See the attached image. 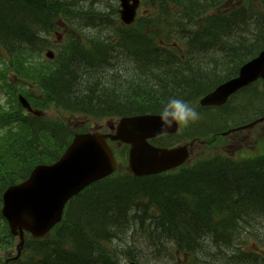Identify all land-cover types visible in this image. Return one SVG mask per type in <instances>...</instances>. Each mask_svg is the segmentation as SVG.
Here are the masks:
<instances>
[{"label": "trees", "instance_id": "16d2710c", "mask_svg": "<svg viewBox=\"0 0 264 264\" xmlns=\"http://www.w3.org/2000/svg\"><path fill=\"white\" fill-rule=\"evenodd\" d=\"M2 1L4 2V0ZM228 1L230 0H187L185 3L184 0H148L156 8L151 15L148 14L139 18L141 21V24H139L141 35L155 49L166 52L185 50L197 53L198 56L194 57L196 61L188 66L199 63L207 67L201 70L193 68L192 71L196 74L195 78L199 80L201 77H207L212 79L217 85L224 79L234 76L244 62L255 56L264 47V0H236L235 2L231 0L233 3L229 4L227 3ZM79 2L80 0H69L68 4L71 5L69 7L71 9L65 10L62 14L71 20L74 16L80 18L82 16L72 9L80 10L85 14L97 15L101 13L95 12L96 10L91 5L87 8L83 6L82 10ZM196 5H202V8L195 7ZM162 14L164 15L163 18L157 17ZM199 15H206L211 22L216 20L220 23H229L235 26L230 35L236 41L233 53H237L238 56L231 63L217 54L213 58L205 59V56H209L215 51L210 54L195 51L197 45L190 36H197L206 31L204 27H199L197 24L195 17ZM133 26L139 27L137 23ZM130 27H123L121 25L120 33H126ZM40 28L43 29L44 27L35 24V29ZM45 29H48V27ZM191 29L193 30V34L189 33ZM156 30H160L161 32H156ZM0 38L6 43L9 41L10 47H14L13 45L15 47L18 46L17 43L14 44L12 42L11 37L5 38L2 36V33H0ZM16 38H24L21 41L25 42L28 37L27 35H22ZM174 39H177V45L174 43ZM73 40L76 41V45L64 48L58 55L57 60L47 65L37 64L34 58L33 49L38 47L42 42H45L44 39L40 38L39 33L30 34L26 42L27 47L21 48L20 51L14 53V59L9 69H14L20 77L26 78L28 76L36 84L37 88L43 91V96L37 97L35 89H23V92L36 107L46 108L49 104L53 103L71 112L82 113L94 118L128 113L160 112L161 108H141L144 102H141L139 105L138 103L140 102L128 103L124 108H117L111 112L101 110V103L97 102L96 98L93 97L99 92H80L78 86L81 82L70 73L71 69L68 67V62H72L73 58L77 54H80L81 51L91 54V50L94 48L99 49L101 43L96 38L91 37H88L87 41H82L77 36H74ZM175 65L174 67H176ZM170 73H166V76ZM172 74L170 77L175 75L174 73ZM108 75V72L102 74L104 77ZM59 80L65 83L64 85L68 89L67 92L60 94ZM116 80L126 87L129 85L125 83L131 80L137 81L136 76L131 71L116 68L114 79L107 83L108 86L106 87H112L116 83ZM54 85L56 86L54 87ZM82 86H84L83 83ZM128 88L136 90V88ZM161 88L162 86L160 85L156 89L158 94L164 91V87L163 89ZM257 92L264 97V90L262 88L258 87ZM124 96L129 100L132 94L126 93ZM199 113L201 114L202 110ZM204 123V121H201L202 125ZM5 124L12 125V128L0 138V207L3 190L9 184L26 177L36 163L54 160L72 135L69 127L62 123L24 115L21 108L15 103L10 109L0 107V126ZM223 125L219 124V126ZM210 132L212 130L207 129L203 133L207 135ZM194 134L197 135L199 132ZM168 138L169 142L172 143V137ZM224 158H227L229 161L226 163L220 162ZM258 165H263L262 167L264 168V154L244 160L217 155L197 161L193 166L180 168L170 174H160L139 179L136 181L137 183H134L132 192H137V195L133 199L130 198V200L123 201L114 198L106 204L112 207L105 205L102 208L105 209L104 213H100L101 209H98L96 210L98 213H87L84 218L82 216L83 213H76L74 211L68 213L67 219L57 227L51 236L44 240L28 239L26 242V252L23 257L9 264H59L63 259L57 251L69 253L66 252L69 249L76 250V248H81L82 241H89L90 237H95L98 229L111 228L114 233L122 232L123 228L127 227V223L132 219L134 220L133 216L142 217L138 213L131 215V211L128 208L131 207L132 201L145 208L147 212L145 213L146 220L151 223L152 221L157 222L163 228L161 232H156L153 228L148 230L154 239L153 245H150L153 250L157 244L162 243L163 238L173 237L181 226L187 223L174 224L176 220L182 217L180 211L176 212L171 210V208L164 210L159 205L161 199H180L189 205L199 203L201 205L203 201H206L204 199L199 200V198L204 191L202 183L206 182L205 179L207 177L199 173L198 170L207 171L209 174L218 173L225 175L223 181H210L208 190H214V192L226 195L231 194L232 199L241 197L245 193H253L255 191L253 188L250 190L245 188L240 193L236 190L235 183H229L235 179V175H243V172L247 169L253 170ZM261 169L258 173H261ZM180 184L187 187V191H197L200 193V197L195 200L191 198L186 199L182 194L179 195L178 188ZM260 203L261 198L258 195L255 196V204L259 205ZM150 211L156 212L149 213ZM216 213H220V211ZM216 221L218 223L217 219ZM215 226H213V230ZM229 234L233 237V233ZM250 234L237 239L233 237L238 242V250L234 252L240 251V254L241 252L254 254V257H258L259 264H261V261L264 264V241L262 238ZM254 241L262 244L260 253H257L254 247L247 246L250 242ZM15 243L16 239L10 234L6 221L0 215V264H6L3 253L8 254L14 248ZM160 246L167 250L168 259L174 264H179L182 260L193 259V250L182 247V244H165ZM246 247H250V249L245 250Z\"/></svg>", "mask_w": 264, "mask_h": 264}, {"label": "bare ground", "instance_id": "6f19581e", "mask_svg": "<svg viewBox=\"0 0 264 264\" xmlns=\"http://www.w3.org/2000/svg\"><path fill=\"white\" fill-rule=\"evenodd\" d=\"M185 3L187 0H184ZM235 2L236 0H232ZM231 0L227 3H233ZM69 0H0V33L7 38L11 37L12 42L17 43L19 48L27 47V39L30 34L45 32L52 26L53 20L71 5ZM222 4V3H221ZM201 7L202 5H196ZM81 14V20L71 19L66 30L70 33L64 35L62 45L64 48L76 45L73 35L85 34L91 38L99 40V49L94 48L91 54L81 51L72 62H68L71 74L81 83L78 86L80 92L98 91L93 97L101 103V110L111 112L117 108H124L128 103L144 102L141 108H161L169 98H179L190 103L199 112L202 106L197 105L198 99L206 95H214L219 89L212 79L201 77L197 80L193 68L201 70L207 67L204 64H193L197 53L190 51H170L155 49L141 35L139 24L140 19H136L139 27L131 26L125 33H120L121 23L113 14L99 13L97 15L85 14L80 10L72 9ZM95 14V13H94ZM163 14L157 17H162ZM156 17V16H155ZM168 17V16H167ZM199 27H204L205 32L197 36H190L197 45V52L213 54L205 56V59L213 58L217 55L223 57L229 63L238 56L233 53L236 41L230 34L235 26L229 23H220L216 20L212 22L206 15L195 17ZM25 22V23H23ZM35 24L43 29H35ZM48 27V29H45ZM156 32H161L156 30ZM193 34V30L189 31ZM27 35L24 38H16ZM177 39L174 43L178 44ZM20 41V42H19ZM223 51V52H222ZM217 54V55H216ZM174 64H176L174 67ZM127 69L131 71L137 81L125 83L131 90L121 82H117L108 88L107 83L114 79L115 69ZM109 75L104 77L103 73ZM171 72L166 76V73ZM175 75L170 77L171 75ZM60 94L67 92V87L62 81ZM82 83L84 86H82ZM162 86L164 91L158 94L156 89ZM56 85H54L55 87ZM104 90V91H102ZM126 93L132 94L127 100ZM196 94V95H195ZM224 94L217 96L216 108L231 121H236L243 125H248L254 130H258L260 125L256 120L264 118V97L256 90L248 93H238L235 95L233 110H229L224 105ZM229 160H220L226 163ZM179 164L186 165L184 161ZM258 165L253 170H246L242 174L235 175V179L229 184L235 183V188L240 193L245 188L254 189L253 193L242 194L241 197L232 199L231 194H224L208 190L210 181H223L225 175L218 173H208L200 171L205 177L204 191L198 193L195 190L187 191V187L180 184L178 194L186 199H204L201 205H189L180 199H161V208L170 209L181 213L182 217L174 224H181L178 232L170 238H163L161 244H157L153 251L140 249L136 245L128 244L118 233H114L111 228L97 230L95 237H90L89 241H82L81 248L69 249V253L57 251L63 259L59 264H174L168 259L167 250L160 245L182 244V247L193 250V259L182 260L179 264H259L258 257L245 252H234L238 250V242L233 237L241 238L254 235L264 241V168ZM261 169V173H258ZM139 194V193H138ZM137 193H129L127 190L115 192L117 199H133ZM261 198L259 205L255 204V196ZM169 198V197H168ZM170 199V198H169ZM128 208L133 213L145 216L146 210L136 202H131ZM122 209V208H121ZM145 210V212H144ZM220 211V213H216ZM193 212V214H192ZM195 212V213H194ZM190 213V214H186ZM216 219L218 223H216ZM190 221V222H189ZM147 227L142 236V244L153 245L154 239L148 230L152 229L161 232L163 228L157 222L145 221ZM216 223V224H215ZM215 226L213 230V226ZM213 232L211 233L210 232ZM187 233V234H186ZM233 233V237L229 234ZM241 246V244H239ZM261 264L262 261H261Z\"/></svg>", "mask_w": 264, "mask_h": 264}, {"label": "water", "instance_id": "95a60500", "mask_svg": "<svg viewBox=\"0 0 264 264\" xmlns=\"http://www.w3.org/2000/svg\"><path fill=\"white\" fill-rule=\"evenodd\" d=\"M126 18L129 20L128 16ZM262 74H264V65L256 60L243 68L239 78L222 85L216 94L207 96L203 102L215 103L217 102V96L220 94H224V101L229 93ZM84 138L90 141L94 150L97 149L96 146L100 141L96 136L87 135ZM101 148L104 154H99L98 161L103 165L99 173L104 171L107 166H113L111 154L109 152L105 153L104 146ZM154 149H148L143 162L134 164L136 172H153L158 168L180 162L186 155V147L176 150ZM15 188L17 187H11L4 195L6 200L4 212L10 219L13 231L16 232L18 227H25L31 230L35 236H42L54 222L60 219L64 203L57 205L52 199L26 197L16 191ZM37 196H41V193ZM21 237L23 238L22 232Z\"/></svg>", "mask_w": 264, "mask_h": 264}, {"label": "rangeland", "instance_id": "374dc122", "mask_svg": "<svg viewBox=\"0 0 264 264\" xmlns=\"http://www.w3.org/2000/svg\"><path fill=\"white\" fill-rule=\"evenodd\" d=\"M2 100V93L0 91V101ZM50 115L54 117H59L60 115L55 113H50ZM263 125L259 127L258 130H255L256 133H253L252 131L248 132L247 135L251 134L254 137L258 136V133L263 131ZM260 153H264V148L260 147L259 149ZM246 155V153H245ZM134 183L132 180L129 179L120 180L116 183L111 182L109 186L107 187V190L103 187H99L97 189L91 190L89 193H87L83 200L81 201L82 204H79L76 213H83V218L86 216L87 213H98L96 210L101 209L100 213H104L105 209H102L107 202L113 200L116 198L115 192L120 190H127L129 193H132L134 188ZM123 201H126L127 199H122ZM107 207L109 205H106ZM132 214V213H131ZM148 222H141V221H135L131 220L129 223H127V227L123 228L122 232L118 233L121 235L125 241L128 242L130 245H138L142 246V236L145 228L147 227Z\"/></svg>", "mask_w": 264, "mask_h": 264}, {"label": "clouds", "instance_id": "9594fccd", "mask_svg": "<svg viewBox=\"0 0 264 264\" xmlns=\"http://www.w3.org/2000/svg\"><path fill=\"white\" fill-rule=\"evenodd\" d=\"M43 37L44 33H40ZM163 129H171L177 124L189 125L200 119V113L189 102L179 98H169L159 112Z\"/></svg>", "mask_w": 264, "mask_h": 264}]
</instances>
